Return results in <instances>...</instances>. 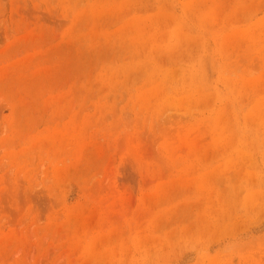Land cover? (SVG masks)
<instances>
[{"label":"rangeland","instance_id":"obj_1","mask_svg":"<svg viewBox=\"0 0 264 264\" xmlns=\"http://www.w3.org/2000/svg\"><path fill=\"white\" fill-rule=\"evenodd\" d=\"M0 264H264V0H0Z\"/></svg>","mask_w":264,"mask_h":264},{"label":"bare ground","instance_id":"obj_2","mask_svg":"<svg viewBox=\"0 0 264 264\" xmlns=\"http://www.w3.org/2000/svg\"><path fill=\"white\" fill-rule=\"evenodd\" d=\"M201 93V92H200ZM254 108V107H253ZM256 109V108H255ZM254 111V110H253ZM253 115V114H252ZM263 116V115H262Z\"/></svg>","mask_w":264,"mask_h":264}]
</instances>
